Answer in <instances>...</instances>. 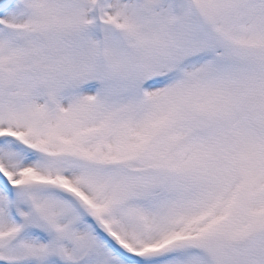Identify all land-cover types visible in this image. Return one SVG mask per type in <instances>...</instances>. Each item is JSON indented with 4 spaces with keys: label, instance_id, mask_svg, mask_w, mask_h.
<instances>
[{
    "label": "snow or ice",
    "instance_id": "snow-or-ice-1",
    "mask_svg": "<svg viewBox=\"0 0 264 264\" xmlns=\"http://www.w3.org/2000/svg\"><path fill=\"white\" fill-rule=\"evenodd\" d=\"M0 264H264V0H0Z\"/></svg>",
    "mask_w": 264,
    "mask_h": 264
}]
</instances>
